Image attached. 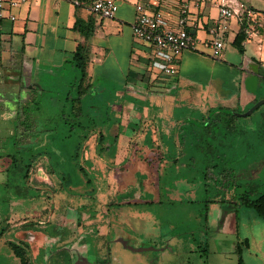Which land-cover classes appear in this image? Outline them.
<instances>
[{
	"label": "crops",
	"instance_id": "0c3cea01",
	"mask_svg": "<svg viewBox=\"0 0 264 264\" xmlns=\"http://www.w3.org/2000/svg\"><path fill=\"white\" fill-rule=\"evenodd\" d=\"M137 3L146 4L154 11H161L173 24L181 16L184 7L188 10L187 28L197 38V45L195 49L186 50L178 57L175 75H166L154 69L151 65L152 47L133 34L131 26L135 20ZM218 3V0H119L116 16L108 19L101 18L86 5L75 0H28L15 10L16 20L0 19V97L5 98L4 104L11 112L16 110L19 114L21 111V108L17 109V102L12 103L13 100L20 99L23 104L32 95H36L33 93L38 92L39 86L43 90L38 79L42 65L48 67L59 62L58 64H68L79 69L72 61L79 46L82 47L85 61L86 75L82 83L86 91L84 94L97 93L98 85H95L94 76L98 70L119 69L124 74L123 81L126 84L125 89L120 88L114 92L122 94L121 99L124 102L116 103L109 99L110 101L103 104L108 114L115 115L113 124L100 130L92 129L83 142L85 148L89 138L96 135L95 145L88 147L92 156L85 163L86 166L82 165L85 170L88 169L89 172H86L90 176H107L108 191L98 186L96 189L86 190L81 194L82 198L77 199L76 194L65 190L64 182L53 181V170L40 157L29 170L34 173L38 166L42 167L40 176L44 178L36 188L40 192H34L33 187L23 194L19 192L21 183L12 185L7 179L10 176L9 167L14 164L13 154L0 155V238L11 247L15 255V246H19L27 251L30 259L28 248L34 246L36 250L32 247L33 252H43L45 257V244L52 241L57 250L53 253L59 256L61 264H90L83 256L88 248L87 244L98 246L105 236L112 233L117 236L115 243L111 244L115 255L125 258L130 255L128 251H151V254L136 256L140 264H239V248L245 264H264V218L254 210L244 206L246 209L243 210L241 219L237 204L232 203L225 207L220 202H213L208 211L209 219L201 230L202 237L171 238L167 235L162 240L164 233L156 231L161 230L162 226L157 227L158 221L151 211L152 204L173 203L171 199L180 193H188L194 187L177 181V188L174 190L171 189V184H167V197L163 195L165 191L162 195L156 191L153 197L146 192L130 199L121 198V189L117 187V172L122 174V180L125 176L131 179L134 176L130 175L141 171V164L150 172L152 170L147 168L155 169V164L156 167L160 165V170L167 174L174 171L173 164L183 154L182 149L189 148L190 130L183 128L182 143L179 135L184 124L192 120L187 118L195 115L185 114L178 119L167 120L164 127L161 118L172 114L169 108L172 107L177 92L175 81H180L178 77L182 71L186 72L188 68L194 67L195 62L206 63L211 68L226 64L236 71L233 93L238 101L237 111L246 112L259 101L255 91L259 79L264 78V51L257 57L249 55L247 50L252 45L250 41L253 37L264 38V19L261 29L249 30L250 33L243 42L244 53H241L233 45L240 28L239 16L235 17L224 35L223 55L216 58L211 52L210 29L219 15ZM214 4L217 7L216 14H212ZM203 32L206 33L205 36L201 34ZM14 38H20V49L14 47ZM226 98L231 100L233 95ZM149 101L150 107L147 104ZM2 105L0 102V107ZM221 110L229 111L217 109L214 112ZM207 114L208 112H201L199 118L205 120ZM233 114L245 116L237 112ZM33 131V135L37 136L39 131L35 127ZM99 132L105 135L100 151L97 140ZM32 138L34 136L21 142L16 152L20 154L24 144ZM38 139L40 142V136ZM6 148L0 146L2 151ZM188 154L186 152L183 155L187 157ZM18 173L16 180L23 176L21 171ZM165 174L155 177L163 181L170 179L171 175ZM113 181L117 183L116 186L111 184ZM15 187L18 188L17 191ZM13 191H16L14 195ZM260 193L264 192L258 194ZM36 195L40 199L36 198L38 201L31 204L38 215L31 218L20 217L18 220L11 218L12 206H22L24 198H34ZM106 195L113 199L110 212L106 209L103 211L105 205L100 204ZM123 205L129 207L124 209ZM24 207L26 206H22ZM124 225L128 226L130 232L124 230ZM138 230L147 232L149 238L146 241L137 240ZM185 233L192 232L185 229Z\"/></svg>",
	"mask_w": 264,
	"mask_h": 264
},
{
	"label": "rangeland",
	"instance_id": "374dc122",
	"mask_svg": "<svg viewBox=\"0 0 264 264\" xmlns=\"http://www.w3.org/2000/svg\"><path fill=\"white\" fill-rule=\"evenodd\" d=\"M218 1V4L229 3L233 5L239 10V18L246 15L248 19L253 20V24L256 25L253 26V30L257 31L262 28L264 0ZM211 3L213 4V2ZM212 11V14L217 13L215 4L212 6ZM201 34L205 36L206 33ZM13 42L14 47L20 49V38H14ZM250 42L252 45L248 46L247 53L260 57L261 52L264 51V38L255 36ZM58 63H53L48 67L42 65L39 70L38 79L43 90H40L41 87L39 86L38 92L33 93L37 96L31 94V97H35L38 101L34 114L37 117L35 130H38L39 133L30 142L24 144L20 154L16 152L19 145L17 136L21 132L19 130V118H17V115L20 117V112L19 114L16 110L11 112L8 106L4 104L5 98L0 97V102L3 104L0 107V146L7 147L5 151L0 150V155L14 154L18 158L19 164H12L9 167L10 176H7V179L10 180L9 183L12 185L15 183L22 184L20 193L25 194L26 190L30 191L33 187L34 192H40L36 188L44 178V176H40L42 167L38 166L34 173L31 170L26 178L19 176L22 179L16 180V177L19 171L23 174L26 172L27 163L35 166V162L41 157V161L48 164L49 168L53 170L52 174L55 177L53 181L64 182L65 190L76 194L75 197L80 199L82 198L81 194L86 190H93L98 186H102L104 190L108 191L107 176H90L88 169L85 170L83 166H86V162L92 156L88 147L95 145L96 135L89 138V141L85 143V148L83 143L85 139L82 141V137L85 130L95 128L100 130L113 124L116 119L115 115L108 114V111L103 108V104L110 101L109 99L115 100L116 103L124 102L121 99L122 94L119 92L115 94L114 92L120 88L125 89L126 84L124 85V74L121 70L114 68L98 70L94 76L95 85H98L97 93L83 94L81 97V111L78 112L77 107H72L78 103V97L80 96L78 92L80 70L68 64L64 66V64ZM194 64L195 66L188 68L186 72L182 71L178 77L180 81H175L174 86H176L177 92H175L172 107L169 108L172 111L171 117L161 118L164 127L167 120L178 119L185 114L195 115L193 118H187L192 120L184 124L179 135L182 143L183 128L187 127L190 130L189 148L182 149L183 154L189 153L188 156L181 155L178 162L173 164L174 171L167 172L168 175H171L170 179L165 181L163 179L158 180L155 177L164 176L165 174L160 170V165L156 167L154 164L155 169L147 168L152 170L150 172L145 170L144 165L141 164V171L139 173L137 171L138 174L130 175L134 176L131 179L125 176L122 180V174L117 172L118 185L115 181L111 183L121 189V198L127 197L129 199L136 197L135 195L139 193L145 194L146 192L153 197L156 191L161 192V195L165 191L163 195L167 197V184H171V189L174 190V188H177L175 185L177 181L184 182L189 187H194L186 194L180 193L179 196L173 199L170 198L173 203L152 204L151 211L158 221L157 227L162 226L161 230L156 229V231L158 230L160 234L164 233L161 236L162 240H164V237L167 238V235L171 238L182 236V238L196 237L199 239L202 237L201 230L209 219L208 211L213 202H220L225 207L232 203L237 204L240 207L239 217L242 219L243 210L246 208L241 204V198L247 193L254 196L255 193L264 192V104L249 115H234L233 112H245L236 110L239 108L238 101L234 98L233 93L234 83L237 79L236 71L226 64L215 65L212 68L208 67L206 63L195 62ZM230 94L233 95L231 100L226 98ZM255 94L260 98L259 100L264 98L263 77L259 79ZM123 97H125V94ZM19 100L12 101V103L17 102V109H20L22 105ZM149 102L147 104L150 107L151 102ZM217 109H227L229 111L214 112ZM201 112H208L205 120L199 118ZM200 125H205V127ZM84 127L86 128L84 129ZM39 136L41 138L40 142ZM164 140L166 141V138ZM2 141H4V144ZM78 148L81 152V165L83 164L84 168L81 167L76 155ZM87 151L88 154H86ZM31 152L37 156L31 155ZM135 157H133L134 160ZM128 167L132 166L128 165ZM167 174L165 175L168 176ZM45 184L48 185V183ZM15 189L18 190L16 187ZM16 191H13V195ZM36 198L40 199V196L36 195L34 198L28 197L22 200L24 202L22 206H26L24 208L27 209L22 208V206H12L11 218L18 220L20 217L31 218L38 215L31 204L38 201L35 200ZM165 199L167 200V198H163V200ZM100 204L105 205L103 211L106 209L110 212L113 199L106 195L104 201H100ZM123 207L126 209L129 206L123 205ZM124 227L125 231L130 232L127 225H124ZM184 228L187 232L190 230L192 233H185ZM137 232V240L144 241L145 239L146 241V238H149L147 232L139 230ZM33 237H35L34 234ZM116 237L111 233L109 236H105L103 242L98 246L88 243V248L83 255L84 258L90 264H140L136 257L138 254L142 256L151 254V251L143 253L128 251L130 255H126L125 258L119 254L115 255V252H112L111 244L115 243ZM52 243V241L46 242L45 257L43 252L34 253V249L36 250L34 246L28 248L33 264H61L59 256L53 253L57 250H55ZM18 258L11 247L0 238V264H19L20 258Z\"/></svg>",
	"mask_w": 264,
	"mask_h": 264
},
{
	"label": "built area",
	"instance_id": "2783aa9c",
	"mask_svg": "<svg viewBox=\"0 0 264 264\" xmlns=\"http://www.w3.org/2000/svg\"><path fill=\"white\" fill-rule=\"evenodd\" d=\"M86 5L101 18H114L119 10V0H75ZM28 0H0V19H17L15 10ZM233 5L221 3L219 15L210 29V47L212 55L219 58L225 48V32L230 28L232 20L238 17ZM187 13L184 7L175 24L171 23L161 11H154L143 3L136 4V16L132 24L133 34L150 45L153 50L151 65L166 75L177 73V59L186 50L195 49L197 38L187 29ZM248 33H250L248 31Z\"/></svg>",
	"mask_w": 264,
	"mask_h": 264
},
{
	"label": "trees",
	"instance_id": "16d2710c",
	"mask_svg": "<svg viewBox=\"0 0 264 264\" xmlns=\"http://www.w3.org/2000/svg\"><path fill=\"white\" fill-rule=\"evenodd\" d=\"M239 30L236 33V36L233 40V45L241 52L244 53V46H243V42L247 39L248 36V31L251 29L253 30L254 27L256 26L253 24V20L248 19L247 16H243L239 18ZM258 28V27H257ZM188 29V28H187ZM261 29V28H260ZM73 63L76 65V67L79 68L80 70V79H79V97H78V106H76L77 104L73 105L72 108H78V112L81 111V97L82 95L86 92L85 88L83 87L82 83L83 80L85 78L86 75V71H85V61H84V54L82 51V47L79 46L77 48V50L74 52V57H73ZM38 101L35 97H31L30 100L26 101L25 103H23L21 105V111H20V117H19V126L22 127V130L20 132V134L17 136L18 137V141L19 144L23 141H25V139H27V137H35V133H33V128L36 126V118H35V114H34V110H36V105H37ZM81 104V106H79ZM263 105H261L260 107H262ZM259 107V108H260ZM86 127H84L85 129ZM91 130H85L83 132V137H82V141L84 139H86L88 137V134L90 133ZM97 140H99V145H98V150L100 151V146L102 144V142L105 140V135L102 132H99L97 134ZM19 151V149H18ZM19 154V153H18ZM31 155H34V153H32ZM76 155L79 159L80 162V155L81 152L79 150V148L76 151ZM34 156H37L36 154ZM14 165H18L19 160L18 158H16V156L13 154L12 156ZM81 165V162H80ZM32 164L31 163H27V169L26 172L23 174V176H28L29 170L31 169ZM81 167L83 168V166L81 165ZM20 168V167H19ZM241 204L247 208H250L252 210H254L259 216L264 218V193H260L257 194L255 196H252L251 194L247 193L246 195H244L241 198ZM15 253L16 255L20 258L21 264H31V260L28 257L27 251H25L23 248L19 247V246H15ZM239 264H245L243 258H242V254H241V250L239 248Z\"/></svg>",
	"mask_w": 264,
	"mask_h": 264
},
{
	"label": "water",
	"instance_id": "95a60500",
	"mask_svg": "<svg viewBox=\"0 0 264 264\" xmlns=\"http://www.w3.org/2000/svg\"><path fill=\"white\" fill-rule=\"evenodd\" d=\"M264 104V98L257 101L249 110H247L245 113H242L241 115H249L252 111H254L256 108Z\"/></svg>",
	"mask_w": 264,
	"mask_h": 264
}]
</instances>
